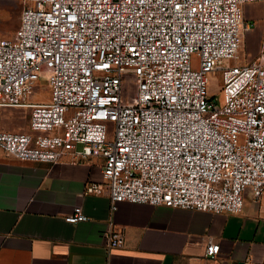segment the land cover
I'll return each instance as SVG.
<instances>
[{"label":"built area","instance_id":"1","mask_svg":"<svg viewBox=\"0 0 264 264\" xmlns=\"http://www.w3.org/2000/svg\"><path fill=\"white\" fill-rule=\"evenodd\" d=\"M12 1L21 22L0 39V106L28 109L30 131L0 128L7 154L48 164L102 157L104 187L86 193L106 190L113 211L128 201L235 214L248 191L264 195V16L259 54L231 63L256 27L245 5L264 0ZM218 72L221 105L208 92ZM41 83L47 102L32 100ZM86 219L81 206L66 217ZM106 238L108 251L124 243L112 222Z\"/></svg>","mask_w":264,"mask_h":264},{"label":"crops","instance_id":"2","mask_svg":"<svg viewBox=\"0 0 264 264\" xmlns=\"http://www.w3.org/2000/svg\"><path fill=\"white\" fill-rule=\"evenodd\" d=\"M259 5L252 32L262 38L264 3L246 4L244 15L255 19L251 12ZM21 10L16 1L0 0V39L16 36ZM0 128L30 131V111L0 106ZM69 159L22 162L0 148V264H264V195L256 199L248 191L235 214L128 201L113 211L106 190L86 193L89 183L104 187V159ZM76 206L87 219L69 223ZM111 222L124 243L108 251ZM211 242L219 245L213 257L207 255Z\"/></svg>","mask_w":264,"mask_h":264},{"label":"rangeland","instance_id":"3","mask_svg":"<svg viewBox=\"0 0 264 264\" xmlns=\"http://www.w3.org/2000/svg\"><path fill=\"white\" fill-rule=\"evenodd\" d=\"M263 12L262 6H256L254 10L251 12V17L255 18L252 19L256 22V26L259 23L257 20ZM263 22V20H262ZM253 30L247 31L245 33V37L243 40V43L241 45L240 51H239V58L236 60H232L231 63H246L249 62L252 57L253 50L261 43L262 45V38H260L257 34H254L255 32H252ZM261 49V48H260ZM255 58V57H254ZM209 85H208V92L210 97L217 99V103L221 105L223 102V79H222V73H213L209 75ZM137 93L136 89V82L134 79H130L127 87H126V100L127 101H133L135 100ZM50 91L48 86L45 83H41L40 86L37 88L36 93L33 95L32 100L33 101H39V102H47L49 99ZM109 129L111 132L114 130V125L112 123H109ZM112 136V135H111Z\"/></svg>","mask_w":264,"mask_h":264}]
</instances>
